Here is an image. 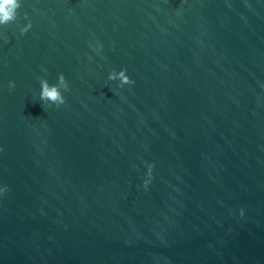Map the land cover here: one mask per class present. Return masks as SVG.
<instances>
[{
	"label": "water",
	"instance_id": "water-1",
	"mask_svg": "<svg viewBox=\"0 0 264 264\" xmlns=\"http://www.w3.org/2000/svg\"><path fill=\"white\" fill-rule=\"evenodd\" d=\"M0 187V264H264V0H22Z\"/></svg>",
	"mask_w": 264,
	"mask_h": 264
},
{
	"label": "clouds",
	"instance_id": "clouds-1",
	"mask_svg": "<svg viewBox=\"0 0 264 264\" xmlns=\"http://www.w3.org/2000/svg\"><path fill=\"white\" fill-rule=\"evenodd\" d=\"M22 0H0V28L13 23L17 20V13L21 7ZM31 28L29 23L25 27L21 28V34L23 35ZM109 81H119V87L125 85H131L133 81L126 74V69L120 70L119 72L112 71L108 75ZM40 93L39 99L47 106H61L65 103L64 96L62 95V90H67V82L64 76L61 74L58 77V82L56 84H49L48 80L40 79ZM9 89L15 87V83L10 81L8 84ZM148 168V180L145 181V188H147L148 183L151 180L152 165H147ZM6 191V188L0 187V196H2ZM241 215L243 211L241 210Z\"/></svg>",
	"mask_w": 264,
	"mask_h": 264
}]
</instances>
